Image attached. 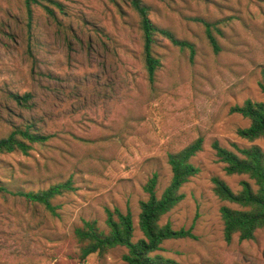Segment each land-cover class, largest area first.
<instances>
[{"label": "rangeland", "instance_id": "obj_1", "mask_svg": "<svg viewBox=\"0 0 264 264\" xmlns=\"http://www.w3.org/2000/svg\"><path fill=\"white\" fill-rule=\"evenodd\" d=\"M158 28L194 46L180 50L156 36L161 66L152 83L143 60L140 18L129 0H0V136L34 124L49 137L25 156L0 155V182L38 191L71 180L55 198L58 217L22 198L0 196V264H126L124 248L80 261L72 236L83 221L104 228V209L131 213L138 230L142 186L158 176L157 196L171 179L167 155L203 139L191 159L198 175L161 223L193 225L196 240H169L159 255L179 264H264V230L227 244L211 179L233 192L246 176H227L211 143L233 150L248 120L230 108L264 103V0H140ZM44 7L49 8L50 13ZM217 42L214 52L206 36ZM10 94L28 95L25 106Z\"/></svg>", "mask_w": 264, "mask_h": 264}, {"label": "trees", "instance_id": "obj_2", "mask_svg": "<svg viewBox=\"0 0 264 264\" xmlns=\"http://www.w3.org/2000/svg\"><path fill=\"white\" fill-rule=\"evenodd\" d=\"M36 0H25L29 20L31 19V4ZM140 18V28L143 37V60L150 83L154 81L155 73L161 66L159 58L154 53L156 36L168 40L171 45L180 50L188 49L194 53V46L177 39L170 31L156 27L148 18V8L140 0H129ZM48 13L49 8L44 7ZM206 36L214 52H217V42L211 35L210 24H205ZM264 94V67L261 71V81L258 83ZM10 98L17 104L25 106L29 96L10 94ZM231 114H237L248 120L249 125L239 128L236 134L239 138L253 143L264 140V103L246 100L242 105L230 108ZM49 137L41 134L34 124L13 127L11 131L0 136V155L21 153L25 156L33 149V145L44 144ZM203 139L195 141L175 153L167 155L171 179L160 196H157L158 176L153 174L142 186L147 199L139 202L138 230L142 238L133 241L134 225L130 212L123 213L118 208H105L104 228H100L96 221H83L74 227L72 236L77 245V257L80 261L92 255L103 259L111 250L124 248L126 252L122 260L126 264H179L158 254L162 251V244L169 240H196L193 225L188 229L172 228L170 223L162 224V218L171 212L185 198L181 189L199 174L191 159L202 151ZM233 150L222 147L217 141L211 143L216 161L223 164V171L227 176H246L248 181L240 183L241 189L233 192L220 178L211 179L213 194L221 202L235 207L221 206L219 209L222 221L224 241L229 244L233 237L239 241L255 239L258 231L264 230V151L250 145L240 147L232 145ZM75 190L71 180L49 186L38 191L11 190L5 183L0 182V196L22 198L26 203L42 207L52 217H58V206L52 201L66 193Z\"/></svg>", "mask_w": 264, "mask_h": 264}]
</instances>
